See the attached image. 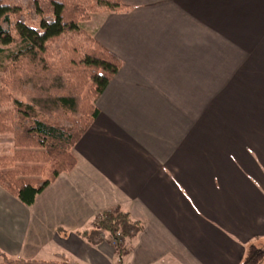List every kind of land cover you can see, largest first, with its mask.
Wrapping results in <instances>:
<instances>
[{
    "label": "crops",
    "instance_id": "1",
    "mask_svg": "<svg viewBox=\"0 0 264 264\" xmlns=\"http://www.w3.org/2000/svg\"><path fill=\"white\" fill-rule=\"evenodd\" d=\"M121 2L130 9L92 29L122 66L76 164L30 206L0 186V252L14 264H241L264 238V130L253 105L229 104L227 52L253 50L242 38L257 33L264 0ZM115 207L142 225L126 262L78 234Z\"/></svg>",
    "mask_w": 264,
    "mask_h": 264
},
{
    "label": "trees",
    "instance_id": "2",
    "mask_svg": "<svg viewBox=\"0 0 264 264\" xmlns=\"http://www.w3.org/2000/svg\"><path fill=\"white\" fill-rule=\"evenodd\" d=\"M129 9L121 0H0V186L22 204L32 205L75 166L72 148L122 66L81 23ZM141 229L115 207L78 234L93 246L111 241L121 261L126 242ZM0 255L5 263L19 262ZM263 255L251 244L241 264H260Z\"/></svg>",
    "mask_w": 264,
    "mask_h": 264
},
{
    "label": "rangeland",
    "instance_id": "3",
    "mask_svg": "<svg viewBox=\"0 0 264 264\" xmlns=\"http://www.w3.org/2000/svg\"><path fill=\"white\" fill-rule=\"evenodd\" d=\"M104 13H95L92 15L91 19L87 22H82L81 26L92 30L99 19L102 18ZM259 27H257V33L255 35H244L242 38V43L244 46L251 48L253 45V50H243L240 52L228 51V66L227 77L230 80L228 86L231 87L232 96L229 100V104L232 102L237 103L241 108L251 109L252 105L253 110L257 112L259 119H255L257 126H261V130H264V19H260ZM247 30V28H246ZM254 39V41H253ZM254 42V44H252ZM242 78V80H241ZM237 79V82L235 80ZM219 85V84H218ZM242 86V89H241ZM238 91V92H237ZM236 94L243 95L242 98H234ZM260 113V114H259ZM215 116V115H214ZM255 126V125H254ZM264 134V131L262 132ZM264 136V135H263ZM250 149L245 147V149ZM261 154H259V160L261 162V169L264 172V143L261 142L260 147ZM252 155V154H251ZM113 246L111 241H107ZM131 243L126 242V248H130ZM257 248L263 251L264 254V238H259L254 240L253 243ZM249 244V245H251ZM247 246V249L249 247ZM114 249V248H113ZM115 251V250H114ZM246 255V254H245ZM127 254L123 257L125 258ZM129 257V256H128ZM118 258V257H117ZM122 258V259H123ZM121 259V260H122ZM61 258H57V261H60ZM130 261V262H129ZM159 261V260H158ZM3 262L2 256L0 255V264ZM133 264L131 258L127 259L126 264ZM167 259L163 260L162 264H166ZM260 264H264V255Z\"/></svg>",
    "mask_w": 264,
    "mask_h": 264
}]
</instances>
